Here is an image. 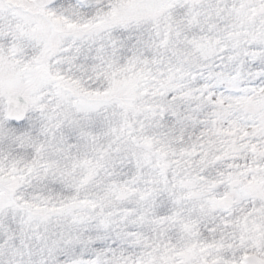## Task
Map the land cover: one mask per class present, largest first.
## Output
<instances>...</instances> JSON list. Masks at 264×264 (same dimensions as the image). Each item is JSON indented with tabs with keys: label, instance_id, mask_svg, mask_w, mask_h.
Segmentation results:
<instances>
[{
	"label": "snow or ice",
	"instance_id": "1",
	"mask_svg": "<svg viewBox=\"0 0 264 264\" xmlns=\"http://www.w3.org/2000/svg\"><path fill=\"white\" fill-rule=\"evenodd\" d=\"M0 264H264V0H0Z\"/></svg>",
	"mask_w": 264,
	"mask_h": 264
}]
</instances>
